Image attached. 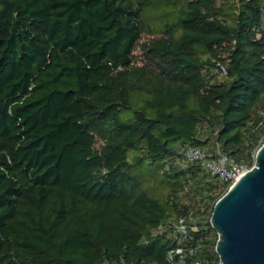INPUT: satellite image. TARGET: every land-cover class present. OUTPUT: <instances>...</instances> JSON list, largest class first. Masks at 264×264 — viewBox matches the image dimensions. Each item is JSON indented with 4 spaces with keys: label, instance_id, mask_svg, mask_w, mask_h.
I'll list each match as a JSON object with an SVG mask.
<instances>
[{
    "label": "trees",
    "instance_id": "obj_1",
    "mask_svg": "<svg viewBox=\"0 0 264 264\" xmlns=\"http://www.w3.org/2000/svg\"><path fill=\"white\" fill-rule=\"evenodd\" d=\"M262 143L264 0H0V264H217Z\"/></svg>",
    "mask_w": 264,
    "mask_h": 264
},
{
    "label": "water",
    "instance_id": "obj_2",
    "mask_svg": "<svg viewBox=\"0 0 264 264\" xmlns=\"http://www.w3.org/2000/svg\"><path fill=\"white\" fill-rule=\"evenodd\" d=\"M217 264H264V143L254 163L214 202Z\"/></svg>",
    "mask_w": 264,
    "mask_h": 264
},
{
    "label": "built area",
    "instance_id": "obj_3",
    "mask_svg": "<svg viewBox=\"0 0 264 264\" xmlns=\"http://www.w3.org/2000/svg\"><path fill=\"white\" fill-rule=\"evenodd\" d=\"M218 68L221 69L222 66L220 65ZM184 159L188 162L200 163L207 172L215 176L224 186V192L250 168L218 150L210 154L194 145H188L185 148ZM176 230L179 232L184 230V225L181 221L176 224Z\"/></svg>",
    "mask_w": 264,
    "mask_h": 264
}]
</instances>
